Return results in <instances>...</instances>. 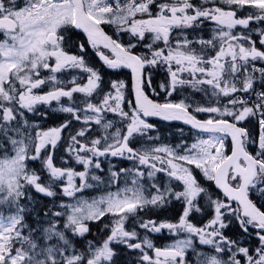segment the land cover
<instances>
[{"label":"snow or ice","instance_id":"1","mask_svg":"<svg viewBox=\"0 0 264 264\" xmlns=\"http://www.w3.org/2000/svg\"><path fill=\"white\" fill-rule=\"evenodd\" d=\"M0 264H264V0H0Z\"/></svg>","mask_w":264,"mask_h":264}]
</instances>
